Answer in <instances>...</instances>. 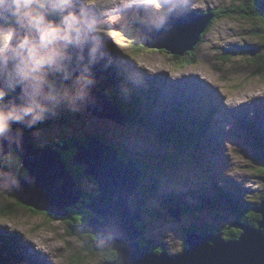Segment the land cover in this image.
Instances as JSON below:
<instances>
[{
  "label": "rangeland",
  "instance_id": "1",
  "mask_svg": "<svg viewBox=\"0 0 264 264\" xmlns=\"http://www.w3.org/2000/svg\"><path fill=\"white\" fill-rule=\"evenodd\" d=\"M249 2L185 0L184 12L235 9ZM263 29L257 20L214 19L195 62L173 69L163 54L154 55L155 59L128 56L131 48L127 35L113 26L104 38L110 58L135 76L137 83L132 89L152 93L149 108L154 125L120 127L98 120L85 107L76 113L60 112L42 123L38 131L26 129L28 139L34 147L43 148L59 138L95 136L140 161L137 163L146 167L143 195H154L141 214L143 240L177 255L182 251L185 230L224 231L234 222L226 196L239 203V212H246L264 193V50L256 53L257 60L246 50L247 45L263 44L254 37ZM176 109L199 122V148L181 153L159 143L161 127L172 130L173 126L175 131ZM62 113H69L74 120L67 118L62 125ZM16 183L0 186V236L21 242L17 245L19 264H108L104 253L91 250L93 237L70 235V225L63 219L45 213L33 215L17 205L12 193ZM79 187L86 196L97 190L89 178H83ZM9 206L12 213L2 216ZM168 210L179 211L180 221L168 217Z\"/></svg>",
  "mask_w": 264,
  "mask_h": 264
},
{
  "label": "water",
  "instance_id": "2",
  "mask_svg": "<svg viewBox=\"0 0 264 264\" xmlns=\"http://www.w3.org/2000/svg\"><path fill=\"white\" fill-rule=\"evenodd\" d=\"M213 18L211 13L183 11L171 17L161 31H147L137 25L140 42L149 49L182 57L197 45ZM247 52L254 57L258 51L247 47ZM93 95L94 102L86 107L87 112L98 120L120 127L126 125L121 110L105 94L95 88ZM10 147L25 172L17 180L13 196L23 207L55 218L67 217V210L84 197L59 154L69 149L76 151L72 166L81 167L83 177L91 179L97 187L85 205L92 217L79 233L94 238L93 252L114 253L115 259L110 264H264V198L252 209L259 217L255 228L240 221L230 224L231 229L239 232L236 239L224 240L208 229L200 232L193 229L185 232V249L179 254L173 256L166 250L156 254L140 243L141 233L137 228L142 223L144 206L139 191L142 165L132 160L121 161L114 147L95 136L83 143L74 139L70 145L58 141L53 147L36 148L22 134L19 146L14 143ZM8 150L5 143L4 151ZM167 213L175 222L180 221L179 211ZM0 264L6 263L0 259Z\"/></svg>",
  "mask_w": 264,
  "mask_h": 264
},
{
  "label": "clouds",
  "instance_id": "3",
  "mask_svg": "<svg viewBox=\"0 0 264 264\" xmlns=\"http://www.w3.org/2000/svg\"><path fill=\"white\" fill-rule=\"evenodd\" d=\"M184 7L185 0H0V186L17 182L10 146H19L23 129L94 102L97 66L112 65L104 38L113 26L161 31Z\"/></svg>",
  "mask_w": 264,
  "mask_h": 264
},
{
  "label": "trees",
  "instance_id": "4",
  "mask_svg": "<svg viewBox=\"0 0 264 264\" xmlns=\"http://www.w3.org/2000/svg\"><path fill=\"white\" fill-rule=\"evenodd\" d=\"M219 11H212L208 12L211 14H214V18L209 23L207 29L205 32L201 35L199 42L197 45L190 51L185 53L182 57H176L170 55L168 52L165 51H156L147 48L146 46L142 45L140 42V36L139 31L137 29L136 25L130 26V28L125 31L126 33V39L128 40L129 47L131 48V55H128L130 57L136 56V55H150L151 57H154L156 54H163L166 55L165 57L168 58L169 65L174 69H184L187 66L192 65L195 62V58L198 55L199 47L201 46L203 42V38L205 35L208 34L210 25L214 21V19H227V18H243V19H249V20H257L262 23L264 28V0H250L248 5L239 6L235 9L233 8H227L226 10L218 9ZM206 12H202L200 14H208ZM254 37L259 39L263 44L260 45H248V47L253 48L255 51L263 49L264 50V29L262 31H258L254 33ZM247 47V46H246ZM147 49V51H141V49ZM135 53V55H133ZM257 56V55H256ZM255 56V60H257V57ZM97 79H98V85L97 89L102 92L103 94H106L107 98L112 102V104L121 110V113L123 114V117L126 121L127 126H140V127H152L154 123L151 120V109L149 108L150 103H152V93L148 89H132L134 84L129 85L126 83V80L124 78L125 74L124 71H122L121 68H119L115 61H112V65L103 68V69H97ZM122 85H125L127 87V91L122 90ZM144 109L145 111H140ZM177 110V121L175 126V131H173V126L171 127L172 130L169 128L161 127V134L159 135V143L162 145H170L174 147L176 150H179L181 153L188 152L190 150H194L195 148L200 147V134H201V127L199 126V122L196 120V118H190V114L183 113L184 111ZM212 112V111H210ZM66 114L59 115V122L64 125L67 118H72L71 116ZM73 119V118H72ZM74 120V119H73ZM196 120V121H195ZM171 124V123H170ZM41 124L38 125L36 128L31 129L30 132L38 131L41 129ZM22 134L26 136L28 139L29 133H27L26 129L24 131L22 130ZM91 137H75L72 136L70 139L65 138H59L58 141H65L68 145L71 144L72 140L77 139L80 142H85ZM29 143L31 144V141L28 139ZM103 142V140H102ZM56 142H51L49 145H46L48 147H53ZM104 143V142H103ZM32 145V144H31ZM34 146V145H32ZM36 147V146H35ZM114 149L118 152V157L121 161L128 162L129 160L134 161L135 163L140 162L136 159H131L130 155L125 152L121 151L119 152L117 148L114 147ZM61 156L62 163L68 168V171L70 175L75 177L76 183L78 188L79 183L81 180H83V170L81 167H73L72 161L76 155V151L74 149H69L66 152H59ZM16 155V153H15ZM17 157V155H16ZM21 161L17 157V162L13 166L14 170L17 175V180L21 179L25 172L21 168ZM142 165L141 163H138ZM143 174L139 178V191L141 194V198L143 199V203L146 204L147 200L154 196L150 195V197H144L142 192V183L144 182V176L146 173V167L142 165ZM91 182H93L91 179H89ZM94 183V182H93ZM95 184V183H94ZM96 193V190L94 193L90 195H85L84 193V202L83 205L87 204L89 202V199L94 196ZM233 196V195H232ZM82 198V199H83ZM217 199L218 196H214V199ZM264 198V193H262V197L259 200V202ZM81 199V200H82ZM225 199V198H224ZM226 200L228 202L226 203V206L230 208L231 215L234 216L233 221H240L243 224H246L252 228L256 227V222L258 221L259 217L257 215H254L252 212V209L250 208L246 212H239L237 203L235 200H233L232 197H227ZM20 207L24 208L19 203H16ZM80 204V203H79ZM9 208V209H8ZM5 211H2V216H8L12 213V207L9 206ZM28 212L32 213L33 215H41L42 213H36L30 209L25 208ZM144 213V208L142 209V213ZM77 217H69L68 215L65 218H59L63 219L67 224L70 225L71 231L70 235H79V230L82 229L84 224L92 217V215L86 211L83 210V206H78V212L76 213ZM50 216V215H49ZM142 216V215H141ZM52 217V216H51ZM54 218V217H52ZM73 223V225H71ZM230 226V225H229ZM229 226L225 227L224 231H217L209 229V231L213 234L220 235L224 240H234L239 235V232L236 230L231 229ZM137 228L140 230L141 233V240L140 243L142 245H147V242L143 240V230L141 227V224H137ZM198 232L202 231V228H195ZM190 230H185V232H188ZM184 232V233H185ZM185 235V234H184ZM92 238V237H91ZM17 240V239H16ZM5 237L0 236V259L4 261L6 264H19V260H21L19 251L17 250V245L21 246V242H16L13 238L11 241ZM18 241V240H17ZM151 251L153 253H160L163 249L159 247H152L149 246ZM185 249L184 242L182 244V250ZM92 250V247H91ZM105 256L108 258V264L112 262L115 259L114 253H108L105 254Z\"/></svg>",
  "mask_w": 264,
  "mask_h": 264
},
{
  "label": "flooded vegetation",
  "instance_id": "5",
  "mask_svg": "<svg viewBox=\"0 0 264 264\" xmlns=\"http://www.w3.org/2000/svg\"><path fill=\"white\" fill-rule=\"evenodd\" d=\"M84 200V198L81 200V202H80V204H77V205H75L73 208H69L67 211H68V218L69 217H77V212H78V206L80 205H82L83 206V210H86L85 209V204L83 205V201ZM86 211H88V210H86ZM89 212V211H88Z\"/></svg>",
  "mask_w": 264,
  "mask_h": 264
},
{
  "label": "bare ground",
  "instance_id": "6",
  "mask_svg": "<svg viewBox=\"0 0 264 264\" xmlns=\"http://www.w3.org/2000/svg\"><path fill=\"white\" fill-rule=\"evenodd\" d=\"M194 13L198 14L199 12H194ZM149 70H150V69H149ZM134 74L136 75L137 73L134 72ZM105 95H106V94H105ZM226 107H227V106H226ZM221 108H222V107H221ZM222 110L225 111V110H224V107L222 108ZM223 111H222V112H223ZM251 125L254 126L253 124H251Z\"/></svg>",
  "mask_w": 264,
  "mask_h": 264
},
{
  "label": "snow or ice",
  "instance_id": "7",
  "mask_svg": "<svg viewBox=\"0 0 264 264\" xmlns=\"http://www.w3.org/2000/svg\"><path fill=\"white\" fill-rule=\"evenodd\" d=\"M141 51H147V49H143V48H142ZM133 55H135V53H133ZM41 215H43V214H41Z\"/></svg>",
  "mask_w": 264,
  "mask_h": 264
}]
</instances>
